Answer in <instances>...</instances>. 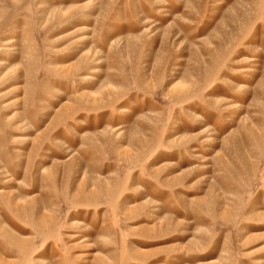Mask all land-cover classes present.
<instances>
[{
    "label": "rangeland",
    "instance_id": "1",
    "mask_svg": "<svg viewBox=\"0 0 264 264\" xmlns=\"http://www.w3.org/2000/svg\"><path fill=\"white\" fill-rule=\"evenodd\" d=\"M0 264H264V0H0Z\"/></svg>",
    "mask_w": 264,
    "mask_h": 264
}]
</instances>
